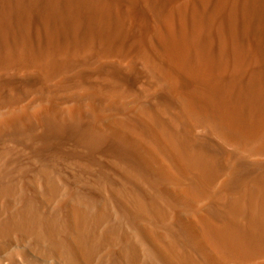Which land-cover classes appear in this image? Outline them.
<instances>
[{
	"label": "bare ground",
	"instance_id": "6f19581e",
	"mask_svg": "<svg viewBox=\"0 0 264 264\" xmlns=\"http://www.w3.org/2000/svg\"><path fill=\"white\" fill-rule=\"evenodd\" d=\"M65 1L0 19V264H264L247 0Z\"/></svg>",
	"mask_w": 264,
	"mask_h": 264
},
{
	"label": "rangeland",
	"instance_id": "374dc122",
	"mask_svg": "<svg viewBox=\"0 0 264 264\" xmlns=\"http://www.w3.org/2000/svg\"><path fill=\"white\" fill-rule=\"evenodd\" d=\"M12 0V2L14 4H11V6L9 7V3H12L11 0H0V19L3 18V16H6L7 13V17L6 19L9 22V27H6V29L11 32H9V41L12 40L13 38V31L14 33L18 31V26L23 27V22L24 24L27 23V34L29 35V39L31 38L32 42H35V38L37 36V34H41L42 33V29H41V23H40V16L39 13L41 11V4L39 2H43L38 0L37 2L33 1V3L31 4L30 0ZM61 1V0H60ZM243 0H241L242 2ZM8 2V3H7ZM64 2L66 3L67 1L64 0ZM23 3V4H22ZM27 3V4H26ZM61 3V2H60ZM63 3V0H62ZM22 4V5H21ZM241 4V3H240ZM7 5V8H5L4 6ZM64 4H60V8H62V11H65V7L62 6ZM13 6V7H12ZM247 7H248V11L250 12V22L248 23V25H244L241 23L240 27V39L243 40V42L245 44L248 45V48L250 50H256V52L259 55V58L261 60V62H264V0H258V1H253V0H247ZM9 8V9H8ZM12 11H11V9ZM31 8V9H30ZM8 11H7V10ZM20 9L22 11H20ZM30 9V10H29ZM39 9V10H38ZM19 10V11H18ZM61 10V9H60ZM5 11V12H4ZM11 11V12H10ZM18 11V12H17ZM37 11V12H36ZM3 12V13H2ZM14 12V13H13ZM11 14V15H10ZM25 14V15H24ZM35 14V15H34ZM19 15V16H18ZM9 16V17H8ZM29 18V19H28ZM36 18V19H35ZM11 19V20H10ZM13 19V20H12ZM15 19V20H14ZM28 20V22H27ZM11 21V22H10ZM22 22V23H21ZM1 24V23H0ZM16 25V26H15ZM18 25V26H17ZM40 25V26H39ZM11 26L12 30H11ZM14 26L16 28H14ZM20 27V28H21ZM30 27V28H29ZM36 27V28H35ZM38 29V30H37ZM31 30V31H30ZM39 31V32H38ZM41 31V32H40ZM15 33V34H16ZM11 36V37H10ZM258 40L260 42H258ZM108 64L112 65L114 64L109 62ZM77 65L73 66L67 73V78L69 80H73V79H81L82 81H86V79L92 77L93 74H91L92 72H89L90 70H87V68H77ZM263 66V65H262ZM105 65L102 66L101 69H104ZM79 69V70H78ZM87 71V72H86ZM262 71H264V67H262ZM80 72V73H79ZM69 74V75H68ZM130 74V73H129ZM127 75V74H126ZM135 75H132V77H126V79H124V84L126 85V89H131V90H137V88H139L142 84V81H144V77L142 75L138 76L136 78ZM143 77V79H142ZM134 78V79H133ZM138 78L140 79V81L138 80ZM39 79V78H38ZM67 79V80H68ZM131 79V80H130ZM36 80V79H35ZM67 80L65 79L64 83L67 82ZM91 79L87 80L86 82L90 81ZM130 83H129V82ZM135 81V82H134ZM39 82V81H38ZM145 82V81H144ZM140 85V86H138ZM48 99V98H47ZM45 102V110H48L50 112V110H52V108L54 107V105L59 101H61L59 98H53V97H49V99ZM48 101V102H47ZM47 103V104H46ZM54 119L57 121H59V119L55 118ZM61 124V123H59ZM65 133V134H64ZM58 134H60L58 136ZM56 136V139L58 142H63L62 140L64 139L65 141H73L75 138V135L73 133V131H69L66 129H61L59 131ZM74 135V136H73ZM60 137V138H59ZM63 137V138H62ZM66 138V139H65ZM69 138V139H68ZM62 139V140H61ZM60 150L62 151L63 149L60 148ZM64 153V152H63Z\"/></svg>",
	"mask_w": 264,
	"mask_h": 264
}]
</instances>
